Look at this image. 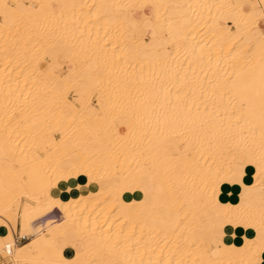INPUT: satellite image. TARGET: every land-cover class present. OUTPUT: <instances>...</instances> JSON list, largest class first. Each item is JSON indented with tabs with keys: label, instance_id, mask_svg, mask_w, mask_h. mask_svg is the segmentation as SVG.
Masks as SVG:
<instances>
[{
	"label": "bare ground",
	"instance_id": "bare-ground-1",
	"mask_svg": "<svg viewBox=\"0 0 264 264\" xmlns=\"http://www.w3.org/2000/svg\"><path fill=\"white\" fill-rule=\"evenodd\" d=\"M260 23L264 0H0L9 264H264Z\"/></svg>",
	"mask_w": 264,
	"mask_h": 264
},
{
	"label": "crops",
	"instance_id": "crops-1",
	"mask_svg": "<svg viewBox=\"0 0 264 264\" xmlns=\"http://www.w3.org/2000/svg\"><path fill=\"white\" fill-rule=\"evenodd\" d=\"M53 2H55V0H52ZM9 5V4H8ZM118 12L119 13H123L124 11L121 9V8H119L118 9ZM125 16L126 17H129V15L128 14H126L125 13ZM264 26V23H260V28L262 29L263 27H261V26ZM153 35V32H152V29L150 28V27H148V36H152ZM148 40L149 39H145L144 40V44H147V42H148ZM48 55H53L54 54V52L52 51V50H48ZM64 60H61V59H59L58 60V63H62ZM74 68V65L73 64H70V63H67V62H65V64H64V66H61V68H60V72H64V71H71L72 69ZM19 230V226H17V231ZM15 240H16V244L17 245H20V244H22V243H24V242H26L27 241V238H24V237H19V234L18 233H16V237H15ZM75 240V234L74 233H72V232H69V233H67L66 234V236L64 237V238H59L58 240H57V242H56V244L59 246V247H61L62 249H66V250H68V249H72V250H75V248H77V243H73L72 245H69L68 244V242L69 241H74ZM58 242H59V244H58ZM212 242L214 243V244H217L219 241L217 240V239H212ZM213 249H214V252L216 253V251H215V246H213Z\"/></svg>",
	"mask_w": 264,
	"mask_h": 264
},
{
	"label": "rangeland",
	"instance_id": "rangeland-1",
	"mask_svg": "<svg viewBox=\"0 0 264 264\" xmlns=\"http://www.w3.org/2000/svg\"><path fill=\"white\" fill-rule=\"evenodd\" d=\"M33 4L36 5L37 3H33ZM219 22H220L219 25H221V24H223V23L226 24V20H225L224 18H223V19L221 18ZM261 27L264 28L263 25H262ZM73 93H74V91H73V90L71 91V89H70V91H69V93H68V96H69V97H72V94H73ZM70 94H71V95H70ZM92 94H93L94 96H93ZM95 95H97V93H95V92H94V93L92 92L91 95H90V101L93 102V103H96V102H97V98H96ZM91 96H92V97H91ZM101 113H102L101 111H98V114H99V115H101ZM40 154H41V153H40ZM256 181H257V180H256ZM18 194L20 195V194H22V193L19 192ZM19 195H18V196H19ZM20 197H21V199H23V196L20 195ZM175 217L177 218V217H179V215H178L177 213H175ZM46 219H47V220H46ZM49 219H50V217H46V218L42 219L41 222L45 223V222H47ZM45 220H46V221H45ZM17 226H19V225H17ZM16 228H17V227H16ZM16 230H17V229H16ZM16 233H17V232H16ZM14 237H16V234H15V233H14ZM27 241H28V240H27ZM24 243H25V242H24ZM22 244H23V243H22ZM58 244H59V242H58ZM0 262L5 263V264H9V263L11 262V260L9 259V257H5V256L3 257V256L0 254ZM92 262H93V261H92Z\"/></svg>",
	"mask_w": 264,
	"mask_h": 264
},
{
	"label": "built area",
	"instance_id": "built-area-1",
	"mask_svg": "<svg viewBox=\"0 0 264 264\" xmlns=\"http://www.w3.org/2000/svg\"><path fill=\"white\" fill-rule=\"evenodd\" d=\"M20 237V236H19ZM15 242H16V240H15Z\"/></svg>",
	"mask_w": 264,
	"mask_h": 264
}]
</instances>
